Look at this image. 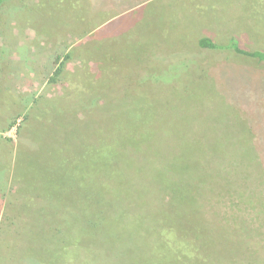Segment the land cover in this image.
Returning a JSON list of instances; mask_svg holds the SVG:
<instances>
[{
    "label": "rangeland",
    "instance_id": "1",
    "mask_svg": "<svg viewBox=\"0 0 264 264\" xmlns=\"http://www.w3.org/2000/svg\"><path fill=\"white\" fill-rule=\"evenodd\" d=\"M231 38L264 52V0L5 1L0 264H264V60Z\"/></svg>",
    "mask_w": 264,
    "mask_h": 264
},
{
    "label": "trees",
    "instance_id": "2",
    "mask_svg": "<svg viewBox=\"0 0 264 264\" xmlns=\"http://www.w3.org/2000/svg\"><path fill=\"white\" fill-rule=\"evenodd\" d=\"M7 0H0V7L1 5ZM238 42L239 40L238 39H234L232 38L230 43H228V45L226 47L228 48H233L234 50H236L237 52H241V53H244V54H249V55H252L254 57H258L260 60H264V52L263 51H260V50H255V51H249V50H246L245 48L243 47H240L238 45ZM199 45L202 49H213V48H222V47H225L224 45H220L218 43H215L211 38L209 37H204L200 40L199 42ZM55 64H56V67L54 69V75L51 77V81L54 82L55 81V77L57 76H60L62 73H63V68H64V65H65V62L63 59H69L71 57V53H66L64 54V56L58 54L55 56ZM62 60V61H61ZM17 124V121H16V118L10 123V126L11 127H14L16 126Z\"/></svg>",
    "mask_w": 264,
    "mask_h": 264
},
{
    "label": "crops",
    "instance_id": "3",
    "mask_svg": "<svg viewBox=\"0 0 264 264\" xmlns=\"http://www.w3.org/2000/svg\"><path fill=\"white\" fill-rule=\"evenodd\" d=\"M232 39V38H231ZM231 39H230V41H231ZM194 58H193V60H194V63H192V64H194L193 66L194 67H197V56H193Z\"/></svg>",
    "mask_w": 264,
    "mask_h": 264
}]
</instances>
